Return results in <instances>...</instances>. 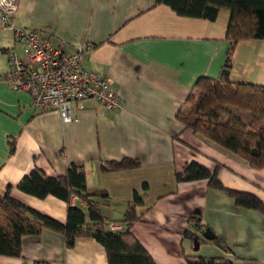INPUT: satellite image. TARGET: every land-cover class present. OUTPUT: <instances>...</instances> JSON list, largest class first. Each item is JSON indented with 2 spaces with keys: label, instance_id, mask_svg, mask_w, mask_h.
Instances as JSON below:
<instances>
[{
  "label": "crops",
  "instance_id": "0c3cea01",
  "mask_svg": "<svg viewBox=\"0 0 264 264\" xmlns=\"http://www.w3.org/2000/svg\"><path fill=\"white\" fill-rule=\"evenodd\" d=\"M228 22L225 10L208 21L178 16L155 0H19L13 27L38 30L69 54L82 47L83 67L110 80L122 110L84 101L71 107L69 122L55 111L35 112L25 92L2 80L8 71L5 51L21 54V47L12 31L0 30V203L8 190L16 202L65 225L64 201L39 199L17 186L33 169L57 178L75 165L82 167L88 193L107 195L97 198L103 222L125 231L127 206L138 200L130 232L155 264H186L185 258L197 257L264 264V168L247 166L176 118L198 78H218L229 48ZM229 80L264 87V41L236 44ZM124 159L137 161L138 167L101 168ZM190 164L217 171L225 189L253 195L263 211L237 206L207 180L176 182V174ZM70 204L89 224L86 204L76 197ZM190 218L198 219L200 229ZM204 228L222 247L202 238ZM186 231L198 234L197 250ZM0 264L108 261L94 239L79 237L68 249L62 234L42 229L21 238L20 257L0 256Z\"/></svg>",
  "mask_w": 264,
  "mask_h": 264
},
{
  "label": "trees",
  "instance_id": "16d2710c",
  "mask_svg": "<svg viewBox=\"0 0 264 264\" xmlns=\"http://www.w3.org/2000/svg\"><path fill=\"white\" fill-rule=\"evenodd\" d=\"M156 5L170 7L178 16L208 21L216 19L219 10L229 13L225 40L229 48L217 79L200 77L194 83L182 108L176 114L185 129L200 134L208 140L243 158L246 165L264 168V87L233 83L229 80L232 57L236 44L242 40L264 41V0H155ZM14 152V142L9 153ZM138 167V162L124 159L109 162L102 170H124ZM178 183L207 180L208 187L226 192L239 207L263 211L262 203L253 195L225 189L217 178V171L209 172L190 164L182 174H176ZM24 194L42 199L53 196L67 206V222H58L33 211L9 197L6 190L0 203V256L18 258L21 255V238L37 235L42 229L62 234L66 248H71L79 237L94 239L106 253L108 264H155L146 250L132 236L131 224L138 218L135 199L128 204L124 215L125 231H112L103 222L97 198L106 199L103 192L88 193L82 167L69 165L63 177L49 178L33 169L17 186ZM76 197L88 209L89 224L84 214L71 207ZM200 229L198 219L190 218ZM208 228H204V231ZM202 231L200 235L204 232ZM185 237L200 242L198 234L185 232ZM211 242L222 247L214 237ZM186 264H233L222 258H185Z\"/></svg>",
  "mask_w": 264,
  "mask_h": 264
},
{
  "label": "built area",
  "instance_id": "2783aa9c",
  "mask_svg": "<svg viewBox=\"0 0 264 264\" xmlns=\"http://www.w3.org/2000/svg\"><path fill=\"white\" fill-rule=\"evenodd\" d=\"M18 3L19 0H0V30L12 31L14 41L21 47V54L14 48L5 51L8 71L2 76L3 82L25 92L35 112H58L64 122L71 120V107L84 101L97 102L106 111L122 110V100L110 80L83 67L82 47L69 54L38 30L13 27ZM108 227L120 231L116 224L109 223Z\"/></svg>",
  "mask_w": 264,
  "mask_h": 264
},
{
  "label": "water",
  "instance_id": "95a60500",
  "mask_svg": "<svg viewBox=\"0 0 264 264\" xmlns=\"http://www.w3.org/2000/svg\"><path fill=\"white\" fill-rule=\"evenodd\" d=\"M202 238L204 240H206V241H211L214 238V234L209 229H206L202 233ZM193 247H194V250H197V248H198V242H197V240H194L193 241Z\"/></svg>",
  "mask_w": 264,
  "mask_h": 264
}]
</instances>
